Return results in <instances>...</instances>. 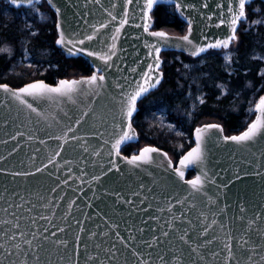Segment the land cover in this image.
Segmentation results:
<instances>
[{
    "label": "snow or ice",
    "instance_id": "snow-or-ice-1",
    "mask_svg": "<svg viewBox=\"0 0 264 264\" xmlns=\"http://www.w3.org/2000/svg\"><path fill=\"white\" fill-rule=\"evenodd\" d=\"M8 2L16 8L26 6L33 13L39 14L40 20L46 19L37 7L40 0H8ZM163 2L174 6L175 12L187 21L188 28L185 35L172 36L164 30H151L154 25V9L161 3V0H123L122 11L118 14L115 13L118 6L116 3H111L112 10H109L101 4V0H95L96 4H100L104 8L107 18L98 24H88V21L85 20L84 23L88 24L91 31L84 33L69 32L60 21L61 8L57 6L54 0H47L48 5L55 10L57 17L55 44L60 46L68 56L84 55L93 58L94 61H99L100 64H93L94 71L89 76H82L79 79H61L55 86L46 83L44 80H37L19 88H11L7 83H3L0 84V90L6 96L18 101L19 105L29 110L30 113H36L42 119L48 120L47 112L41 111L38 106L41 101L48 102L49 107L53 105L60 107L65 101L76 105L80 97L87 100L89 96H100L101 90L106 87L107 73L114 66L113 57L117 56L118 42L126 26L142 29L147 35L155 37L157 43L145 41L144 47L148 49V52L145 59L139 62L143 67L130 69L131 73H138L140 79L129 85V90H125L124 84L113 82L115 87L120 89L118 97L113 96L111 98L118 108L117 113L112 114V110L104 105L102 112L98 115L92 105L88 104L82 111L81 118L75 120V124L79 126L83 117H87L89 113H93L94 118L102 123H107L108 115L111 114V131L107 133V138H104V133L96 134L103 139V145L109 146L106 155L109 157L107 163L110 167L107 168V171H102V175L106 176L113 171L121 172L118 159L123 160L134 169L147 171L143 166L151 165L154 162L153 153H161V150L156 147L145 146L139 149L138 154L127 156L122 155V146L138 138L136 129L133 127L134 114L138 111V101L150 90L156 88L163 78V73L160 71L163 63L160 58L162 46L174 44L175 47L188 51L192 57H200L201 54L209 53V50H220L223 53L226 67H230L234 63L232 46L238 40L237 32L241 23L249 22L250 28L252 26H264V7L252 9L251 5L255 0H214V10L213 5L204 0L202 7L209 10L207 14L202 13L209 22L205 24V27L221 29L223 26V29L220 33L215 34L213 39H210L209 35L203 34L205 42L201 43L192 37L193 21L190 16L185 15V10L196 9L197 5L187 3L185 0H163ZM133 3L136 4L137 11L136 14L130 15V6ZM261 4H264V0H261ZM250 13L255 14L257 18L250 19ZM137 16L140 21L138 23L135 22ZM214 16L216 17L215 21H213ZM28 30L30 36L37 35L36 32L31 31L30 25H28ZM102 32L106 34L103 39L100 38ZM93 41L97 42L98 47L88 46ZM0 53H8L11 56L12 50L9 47H4L0 48ZM24 53L25 58H27L26 47ZM252 58L257 61H264V55L253 56ZM29 66L31 67V65ZM185 67L188 66L185 65ZM258 76L264 80V68H260ZM123 79L127 81L128 77H123ZM218 87L221 89L222 95L228 94V89L224 85H218ZM260 91H264V86ZM197 100L201 104L204 103L203 97H197ZM249 103L251 106L248 111L255 118L251 119V122L247 123L238 134L225 135V129L221 124L204 123L194 128L192 132L194 146L179 157L178 166H174L173 160L168 157L166 152L161 153L166 160V170L171 169L178 180L188 185L190 189L187 195L181 196L177 192L175 196V204L180 205V208L176 210L179 211V215H176L175 205L169 199L167 191L168 188H171L173 192H176L179 188V185L173 182L172 185L164 186L165 191L161 193L165 197V206L157 205L156 209L159 213H168L170 218L165 220L163 224L158 223L156 228L151 229L150 239L144 238V228L136 229L137 233L140 234L139 238L132 234L125 238L119 231H115V240L110 237L108 231L99 233L91 231L88 235V239L92 242L91 250L89 245L85 244L84 252L81 253V237L76 235L72 254L69 255L65 251L59 255V261H65L66 264H81V259H83V264H264V208L253 211L251 216H248L245 215V207L241 205L239 207L240 215L230 218L225 223L223 220L216 219L217 216L223 215L224 209L213 211L210 205L215 204V201L204 191L207 183H215L214 180H210L206 170L209 143H232L249 149L257 144L264 146V94L259 95L257 100ZM188 115L191 116V112ZM64 116L67 117L68 113L64 112ZM160 123L163 124V118H161ZM48 127H52V124L49 123ZM168 127L174 128V125H168ZM75 131L76 129L73 127H66L61 135H49V139L62 143L59 145V150L54 151L49 156L48 164H56L54 157L60 156L63 145L67 144L69 139L76 141L82 139L77 135H68L75 133ZM22 135H24L22 132L16 133V136ZM178 135H183V133H178ZM15 138V136L12 137V139ZM28 139L31 140L32 136H29ZM40 143L44 144L45 141L41 140ZM81 147L84 148L85 152L89 150L84 144ZM92 154L100 157L102 152L93 149ZM261 154L264 155V152ZM0 159L3 158L0 157ZM64 163L70 164L71 161L66 160ZM48 164H45L43 168L36 167L35 172L44 171ZM191 166L199 168L200 174L195 175L192 179H185L186 170ZM101 168L103 169V165ZM69 172H71V168H69ZM33 174L30 172L12 173L14 176ZM148 174L151 175L150 172ZM59 179L60 177H57V180ZM92 179L98 181L100 176H93ZM67 182V180L62 181L64 184ZM51 191L55 192L56 188H52ZM129 191L132 197L137 198L141 197L142 192H146V194L142 199H139L137 204L134 200L125 198L120 192H115L117 200L145 213L153 205L149 203L147 208H139V205H143L149 200L148 194H152L153 200L159 199L153 189L147 187L143 181H140L135 188L129 186ZM201 192L207 196L208 200L202 209L194 202L195 194ZM37 196L38 200L44 201L43 196L38 194ZM0 199H4V197L0 196ZM20 201L21 203H10L8 207L3 209L5 218L0 219V264H52L51 257L54 252H58L61 247L67 250L69 242L64 239H51V237H56L57 232L50 231L47 226L39 225L36 216L19 214L21 210L31 214L37 209L36 203L25 200L23 196L20 197ZM26 205H30V207H26ZM185 205L188 206L187 209H185ZM50 206L51 201L39 205L45 209ZM71 207L72 204L70 203L68 205L69 210ZM9 208H14V211L9 213ZM193 209L198 212L196 217L198 223H193L192 219L187 218L186 212H191ZM52 215L55 216V213L53 212ZM68 215H70V211L65 213L64 218L66 219ZM128 215L131 216V212ZM210 215L211 220H209ZM38 217L39 220L48 224L52 223L49 216L38 214ZM149 219L159 222L161 216L150 215ZM22 220L24 221L23 224L21 223ZM177 220L181 223L176 224ZM184 220L187 221V227L184 226ZM77 223L80 224L79 221ZM141 223L147 224V221L142 220ZM52 226L57 228L58 232L63 233L65 231L62 227ZM99 227L97 225V228ZM111 228L114 230L118 228V225L113 224ZM217 229L223 235L217 234ZM79 232H85L83 225L79 227ZM129 241L135 243L130 244Z\"/></svg>",
    "mask_w": 264,
    "mask_h": 264
},
{
    "label": "water",
    "instance_id": "water-1",
    "mask_svg": "<svg viewBox=\"0 0 264 264\" xmlns=\"http://www.w3.org/2000/svg\"><path fill=\"white\" fill-rule=\"evenodd\" d=\"M43 1L48 5L47 0H40V3ZM0 2L7 3L12 9L27 8L26 6L16 8L8 0H0ZM54 2L61 8L60 21L69 32H90L91 29L88 27V24H98L107 18L104 8L100 4H96L95 0H54ZM185 2L197 5L196 9L185 10V15L190 16L193 21L192 37L196 41L203 43L205 42L203 40V34H207L210 39H213L215 34L222 31L223 26L221 29L205 27V24L209 22L202 13L207 14L209 10L202 7L204 0H185ZM207 2L213 5L214 10V0H207ZM255 2L261 3V0H255ZM111 3L118 5L115 13L118 14L122 11L123 0H101V4L109 8V10H112L110 7ZM157 6L172 7L174 10V6L164 3L163 0ZM48 7L54 13L56 22L55 10L50 5ZM136 11V4L133 3L130 6V15L136 14ZM174 13L186 24V31L184 34L168 33L172 36L185 35L188 28L187 21L179 13L175 12V10ZM85 20L88 21V24L84 23ZM215 20L216 17L214 16L213 21ZM135 22H140L138 16ZM151 30L160 31L164 29L152 28ZM105 35L102 32L100 38H105ZM137 37L139 38L137 39ZM145 41L157 43L155 37L147 35L142 29L126 26L118 42L119 51L117 52V56L113 57L114 66L107 73L108 80L106 87L101 90V95L89 96L87 100L80 97L76 105L65 101L60 107H56L55 105L49 107L48 102L41 101L38 106L41 111L47 112L48 120L42 119L36 113H30L29 110L19 105L18 101L10 96H6L0 90V157L3 158L0 159V196L4 197V199H0V219L5 218L3 209L8 207V204L21 203V196L25 200L36 203L37 209L33 213L29 214L21 210L19 214L23 216H36L39 225L47 226L50 231L57 232L56 237H51V239H64L69 242L67 250L61 247L58 252H54L51 257L52 264H66L65 261H59V255L65 251L69 255L72 254L76 235H80L81 237V253L84 252L85 244H88L91 250L92 242L88 239L89 232L91 231H97L98 233L108 231L110 237L115 240V231H119L125 238L130 234L136 235L139 238L140 234L137 233L136 229L144 228V238L150 239L151 229L156 228L158 223L163 224L165 220L170 218L168 213L162 214L156 210L157 205L165 206V197L161 195L165 191L164 186L172 185L173 182L179 185L176 192H173L171 188L167 189L169 199L175 205L174 211L176 215H179V211L176 210L180 208V205L175 204L177 192L183 196L187 195V192L190 191L189 186L180 182L171 169L166 170V160L161 155V153L166 151L160 148L161 153H153L154 162L151 165L143 166L147 171L134 169L123 160L118 159L121 172L113 171L106 176L102 175V171H107V168L110 167L107 163L109 157L106 155L109 146L103 145V139L96 134L104 133V138H107V133L111 131V114L108 115L107 123H102L94 118L93 113H89L87 117H83L79 126L75 124V120L81 118L82 111L88 104L92 105L95 113L98 115L102 112L104 105H107L112 110V114L117 113L118 108L111 98L113 96L118 97L120 89H117L113 82L122 83L125 85V90H129V85L140 79L139 74L131 73L130 69L133 67H143L139 62L145 59L148 52V49L144 47ZM54 46L66 59H84L91 68V71H94V63L97 65L100 64L99 61H94L93 58L84 55L68 56L55 42ZM88 46L98 47L96 41H93ZM165 52H177L191 58H196L190 56L188 51H185L183 48H177L171 43L167 46H162L160 58ZM161 68L162 64L160 67V71L162 72ZM123 77H128L127 81ZM55 84L51 85L55 86ZM159 85L145 94L138 101V104L149 94L157 90ZM29 100L32 102L31 98ZM138 104L137 113L139 112ZM34 106L37 105L34 104ZM64 112L68 113L67 117L64 116ZM137 113L134 114V118ZM254 118L253 115L252 119ZM49 123L52 124V127H48ZM94 124L95 127H93ZM66 127L76 129L75 133H69V136L77 135L82 137V139L79 141L69 139L68 143L63 145V151L60 153V156L54 157L56 164H48L49 156L54 151L59 150V145L62 143L61 141L49 139V135H61L66 130ZM17 132H22L24 135L16 136ZM13 136L16 138L12 139ZM29 136H32L31 140L28 139ZM138 138L123 145L122 150L126 146L136 144ZM192 139L194 140L193 136ZM41 140H44L45 143L41 144ZM82 144L88 147L89 150L87 152L81 147ZM102 145L103 147L101 148ZM192 146H194V143ZM93 149L101 150V156H94L92 154ZM262 152H264V146L260 144L250 149L232 143L208 144L206 170L208 171L210 180H214L215 183H207L204 191L215 201V204L210 205L213 211H218L221 208L224 209L223 215L217 216L216 219L223 220L227 223L230 218L234 216L238 217L240 215L239 207L241 205L245 207V215L248 216H251L253 211L264 208V155L261 154ZM138 153L139 150L134 154ZM122 155L125 154L122 152ZM131 155L133 154L127 156ZM33 157H35V160H33ZM66 160L71 161V163L65 164L64 162ZM178 162L179 158L174 166H178ZM45 164H48V167L44 171L35 172L36 167L43 168ZM101 165H103V169ZM69 168H71V172H69ZM14 172H30L34 174L29 176H14L12 175ZM149 172L151 175L148 174ZM198 174H200V169L191 166L186 170L185 179H192ZM93 176H100V179L98 181L93 180ZM57 177H60V179L57 180ZM63 180H67V184L62 183ZM140 181H143L147 187H151L153 192L159 196V199L153 200L151 198L152 194H148L149 200L143 205H139V208H147L148 204L151 203L153 206L148 208L147 213L118 201L115 195V192H120L125 198L132 199L138 204L139 199H142L146 192H142L139 198L132 197L129 186L135 188ZM57 185L59 186L57 187ZM52 188H56V191L52 192ZM37 194L43 196L45 198L44 201L38 200ZM195 197L194 202L201 209L204 204L208 203L207 196H204L203 192L196 193ZM48 201H51L49 208L39 207L41 203ZM70 203L72 207L69 210L68 205ZM26 207H30V205H26ZM187 207L185 205V209ZM12 211H14V208H9V213ZM69 211L70 215L65 219V213ZM53 212L55 216L52 215ZM129 212H131V216L128 215ZM38 214L49 216L52 223L48 224L43 220H39ZM150 215H160L161 219L157 222L156 220L149 219ZM186 215L187 218L193 220V223H198L196 220L198 215L197 210L193 209L191 212H186ZM211 219L212 217L210 215L209 220ZM142 220L147 221V224L141 223ZM21 223L23 224L24 221L22 220ZM175 223L180 224L181 221L177 220ZM113 224L118 225V228L113 230L111 228ZM52 225L62 227L65 231L63 233L58 232L57 228ZM81 225L85 228V232L83 233L79 232ZM97 225L100 227L97 228ZM184 226L187 227L186 220H184ZM217 234L223 235L218 229ZM45 235H48V233H45ZM129 243L134 244L135 242L129 241ZM81 264H83V259H81Z\"/></svg>",
    "mask_w": 264,
    "mask_h": 264
},
{
    "label": "trees",
    "instance_id": "trees-1",
    "mask_svg": "<svg viewBox=\"0 0 264 264\" xmlns=\"http://www.w3.org/2000/svg\"><path fill=\"white\" fill-rule=\"evenodd\" d=\"M37 6L51 13L55 18L54 13L48 7L45 1L41 2ZM251 7H264V5L260 2H254L252 3ZM24 9L29 8L12 10L20 11ZM255 17V14L250 13V19H253ZM153 19L154 29H170L177 34H184L186 31V24L177 17L172 7L157 6L154 9ZM20 30V26L17 23L10 24V22L8 21H4L3 25L0 23V36L4 38L5 43H11L13 46H15V48H17L19 41L24 39L25 42L29 45V48L33 51H39L44 49L51 50L53 63L56 65V68L51 70L49 69L45 71V73L42 75H36L33 77L25 76L20 80H18L19 76L15 78H13L12 76H10V78H3L1 75L4 74V72H7L6 67L8 68L9 65L11 66V63L15 61L16 58H13L12 60L11 58L8 60L0 58V64H2L1 59H3L4 62L7 61L5 66L2 69L0 68V83H7L11 87L17 88L28 82H32L38 79L44 80L49 84H55L59 79H66L71 72L78 74L79 77L89 76L91 74V68L84 59H66L61 54V52L54 46V42L56 39L55 23H53L50 28H44L43 26H39V32H37V35L35 36H29L28 32L23 33L20 32ZM237 35L238 40L236 41V47L233 50L234 74L228 76L224 72H222L216 64L217 62L220 64L221 59L215 55H212L211 57L215 59L214 61L212 59L210 60V63H212L211 65L210 63H207L208 65L201 66L200 70H198V74L204 72V77L201 79L200 85L202 87L203 92L205 93L206 102L200 107L197 114H195V120L213 118L220 119L221 121H224V124L229 132H239L243 130L245 124H247V122H249L253 118V115L246 118V120L243 121V124L241 126V120L245 118L243 117L242 112L239 111L237 114L222 109V107H224L223 104L225 105L226 100H218L219 98L217 97L219 95V90H216L214 86L216 81L223 83L225 79H228V84L229 88H231V92L242 93L243 90L241 89V87L243 85V82L245 80L248 81L250 79H253L255 82L254 89L259 88L257 93L253 97V102L258 99L259 95L264 93V91H260L262 86H264V80L260 79L259 76H257V70L259 68L257 64H260V61L254 60L252 58L253 56H257L260 54L264 55V39L261 37V33L254 34L251 30H246L245 22H242L239 26ZM1 43L2 42H0V44ZM212 52L214 51H209V53L207 54H210ZM174 54H177L181 58L186 60L190 58L188 56H185L184 54L177 52H165L161 55V57L171 56ZM178 67L179 65L175 60L168 65H162L161 70L164 75L163 81L161 82L157 90L149 94L138 104L139 112L135 116L133 123L139 135L138 142L136 144L126 146L122 150L123 154H134L133 150H139L144 146H156L162 150L170 152L166 144L159 140L158 133H153L151 132V130L146 131L147 125L142 122V118L144 111H147L150 105H152V108L154 109L159 108L161 106L158 104L153 105V102L155 103L161 101L163 105H173L179 103V98H181V96L186 92V89L183 87L179 88L178 82L182 79L179 81L177 79ZM236 77H238L240 80L241 78L243 79L237 85L235 83ZM230 98L231 96L227 97V99L229 100ZM220 107L221 109L219 110ZM169 120H174L172 115H169ZM190 146L191 145L186 146V150ZM186 150L184 149V151Z\"/></svg>",
    "mask_w": 264,
    "mask_h": 264
},
{
    "label": "rangeland",
    "instance_id": "rangeland-1",
    "mask_svg": "<svg viewBox=\"0 0 264 264\" xmlns=\"http://www.w3.org/2000/svg\"><path fill=\"white\" fill-rule=\"evenodd\" d=\"M39 9L40 12L43 13L46 17L45 20H40L39 14L33 13L30 8L15 11L17 9L12 10L11 7L7 5V3L2 2L0 3V23L2 25L4 21L10 22V24L17 23L20 26V32L23 33H29L28 25L31 26V31H34L36 33L39 32V26H43L44 28H50L53 23H55L54 16L40 7ZM252 9H256V7H253ZM256 18L257 16L253 19ZM245 27L246 30H251L254 34L261 33V37L264 39V26H252L250 28L249 22H245ZM165 30L169 33H175L170 29ZM0 42H2L0 44V48L9 47L12 50L11 56H9L8 53H0V58H3L4 60H8L10 58L12 60L13 58H16L15 61H11V66L9 65L8 68L6 67L7 72H4V74L1 75L3 78H10V76L15 78L19 76L18 80H20L25 76L33 77L36 75H42L45 73V71L56 68V65L53 63L51 50L44 49L39 51H33L29 48V45L25 42L24 39L19 41L17 48H15V46H13L11 43H5L4 38H2L1 36ZM25 47L27 48V58H25L24 53ZM235 47L236 42H234L232 46V56ZM209 51H214L208 54L210 58L212 57V55H215L221 59V63L219 64L217 62L216 64L222 72H224L228 76L234 74L233 64L230 67H226L223 58V53L220 50ZM205 56L206 55L203 54L200 57H196L197 59H199L196 61L194 60L195 58L191 59L187 57V60L183 59L177 54L161 57L163 61L162 65H168L174 60L177 61V64L179 65V67L177 68V79L178 81L182 79L178 82V85L179 88H185L186 92L181 96V98H179L180 104L176 103L173 105H163L161 101L155 103L153 102V105L158 104L161 106L159 108L154 109L152 108V105H150L149 109L147 111H144L143 113L142 122L147 125L146 131L151 130V132L153 133H158L159 140L165 143L167 148H169L170 152H166L169 154L173 162H176L177 159L182 155L184 149L186 150V146L191 145L190 134L191 130L194 127L200 126L204 123H218L221 125L224 124V121H221L217 118L195 120V114H197L200 107L206 102L205 93L203 92L202 87L200 85L201 79L204 77V72L197 75L198 72L196 71L205 62ZM3 59H1L2 64H0L1 69L5 66L7 62H4ZM212 60L214 61L215 59L212 58ZM29 65H31V67ZM185 65H187L188 67H185ZM257 66H259L257 70L258 76L260 68H264V61H260V64H257ZM78 77V74L71 72L66 79H76ZM242 80V78L240 80L238 77H236V85L239 84ZM228 83V79H225L223 83L216 81L214 86L216 90H219V95L217 98H219L218 100H226L225 105L223 104L224 107H222V109L237 114L239 111L242 112L243 117H245L243 118V120H241L242 124V122L246 120V118L252 115L248 111L249 107L251 106L249 102H253V97L257 93L259 88L254 89L255 82L253 79H250L248 81L245 80L243 82V85L241 87V89L243 90L242 93H232ZM218 85H224L228 89V94L222 95L221 89L218 87ZM189 93H191V95H189ZM229 96H231L230 100L227 99V97ZM197 97H203L204 103H199ZM220 109L221 107L219 108V110ZM189 112H191V116L188 115ZM169 115L173 116V121L169 120ZM161 118H163V124L160 123ZM168 125H174V128H169ZM178 133H183V135H178ZM137 151L138 149L133 150V153H136Z\"/></svg>",
    "mask_w": 264,
    "mask_h": 264
},
{
    "label": "flooded vegetation",
    "instance_id": "flooded-vegetation-1",
    "mask_svg": "<svg viewBox=\"0 0 264 264\" xmlns=\"http://www.w3.org/2000/svg\"><path fill=\"white\" fill-rule=\"evenodd\" d=\"M205 62L202 64V66H206V65H208L209 63H210V60L212 59V58H210V56L207 54V53H205ZM202 56V55H201ZM194 59V58H193ZM195 61L196 60H199V59H197V58H195L194 59ZM208 63V64H207ZM210 65H211V63H210ZM201 67V66H200ZM200 67L196 70L197 72H198V70H200ZM198 74V73H197ZM163 79H164V75H163ZM242 124H243V122H242ZM242 124H241V126H242ZM247 124H245V126H246ZM223 127H224V129H225V135H231V134H237V133H239V132H230V133H228L229 131H228V129L226 128V126H224V124L222 125ZM196 127H198V126H196ZM195 128V127H194ZM194 128L191 130V134H190V140H191V145H193V139H192V132H193V130H194ZM226 131H228V132H226ZM169 155V154H168ZM170 157V156H169ZM176 162H174V164H175Z\"/></svg>",
    "mask_w": 264,
    "mask_h": 264
}]
</instances>
